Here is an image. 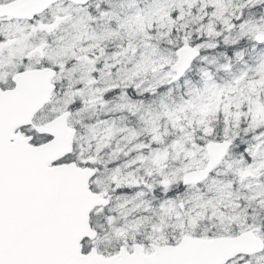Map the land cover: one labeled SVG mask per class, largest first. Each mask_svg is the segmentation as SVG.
<instances>
[{"label": "rangeland", "instance_id": "1", "mask_svg": "<svg viewBox=\"0 0 264 264\" xmlns=\"http://www.w3.org/2000/svg\"><path fill=\"white\" fill-rule=\"evenodd\" d=\"M262 1L253 0V3ZM233 2L143 0L141 6L136 2L131 11L124 9V16L117 23L119 30L108 28L91 34L89 31V35H85L88 26L80 24L77 33L68 34L65 44L52 48L49 58L60 64V79L61 82L66 81L67 86L65 91L61 89L58 93L53 109L58 105L61 106L57 109L69 106L76 96L83 97L87 102L97 100L102 90L93 88L91 82L96 81L103 86L106 84L99 81L105 82L106 78L112 82L109 86L114 88L135 86L137 95L157 86L163 87L157 90L154 101H140L126 92L119 95L118 102L123 107H119L117 102L101 105L104 113L128 109L126 115H133L130 118L138 122L134 132L126 128L128 120L125 118L107 120L94 128H87L86 107L76 119H72L74 124L83 126L77 140L85 149L90 140L87 132L103 143L122 138L130 141L148 135L150 139L158 141V146L152 152L147 151L148 154L142 153L132 158L107 176V180L114 181L116 187L144 186L132 196L119 195L116 202L119 207L129 208L128 213L134 209L153 213L151 217L137 215L116 229V236L109 238V242L116 243L119 239L129 242L137 231L141 232L142 226L147 225L151 226L146 230L147 239L164 244L178 242L185 233L233 235L251 226L261 227L260 223L264 222V215L258 214L252 206L256 204L258 209L264 207V49L255 45L252 62L241 65L232 63L233 57L227 56V60H223L225 55H212L209 52L217 47L214 41L216 35L227 44H231L236 37L232 33ZM205 15L207 18L204 22ZM188 16H193L195 25L189 24ZM219 22L224 26L221 30L217 24ZM246 31H253L256 35L263 33L264 23L248 25L241 33ZM164 35L168 36L164 41L168 45L160 42V36ZM89 41H92L89 48L101 53L108 51L107 41L113 45L127 42L128 47L121 49L117 55L106 54L110 60L121 55L108 62L109 65L102 63L99 66L90 63V59L72 61L76 50L83 51V44H89ZM188 42L203 50V55L182 80L172 81L174 72L171 65L176 62L174 48ZM71 63L79 64L71 66ZM102 71L107 74L104 75ZM145 81H148L147 85ZM99 108L97 103L93 112H99ZM219 114L223 115L229 126L214 135L215 128L211 124ZM241 129L246 134L252 132L255 142L245 146L244 152L236 156V137ZM222 135L233 141V152L227 155L211 178L198 185L183 187L184 174L207 165L206 147L210 141ZM145 146H149L147 141ZM139 149L145 150V147L140 146ZM122 169L128 171L122 172ZM155 170L160 171V182L156 176L158 173L152 172ZM245 171H249L250 176L243 179ZM146 176H150L149 180L158 178L163 192L172 189L180 191L165 194L164 200L159 197L154 199L150 195L151 183ZM205 219H208L207 228H203ZM261 235L264 236V233ZM233 264H264V253L239 257Z\"/></svg>", "mask_w": 264, "mask_h": 264}, {"label": "water", "instance_id": "2", "mask_svg": "<svg viewBox=\"0 0 264 264\" xmlns=\"http://www.w3.org/2000/svg\"><path fill=\"white\" fill-rule=\"evenodd\" d=\"M199 54L190 47L178 51L179 61L173 66L177 78ZM68 115L41 127L53 139L39 147L0 131V264H225L264 248L250 230L214 240L185 236L177 247L155 246V253L148 256L142 248L133 255L122 249L111 258L82 255L79 244L90 236V213L99 203L89 189L90 174L75 163L50 166L73 151L76 130L68 125ZM4 133L10 135L3 138ZM226 149V142L211 144L209 167L186 174L184 184L203 180Z\"/></svg>", "mask_w": 264, "mask_h": 264}, {"label": "flooded vegetation", "instance_id": "3", "mask_svg": "<svg viewBox=\"0 0 264 264\" xmlns=\"http://www.w3.org/2000/svg\"><path fill=\"white\" fill-rule=\"evenodd\" d=\"M14 1L16 0H0V3L8 4ZM109 1L87 0V2L80 4L70 0H58L50 4L42 12L34 13L32 17L18 18L13 16L0 22V90L14 89L17 86L14 75L18 72L28 69H39L48 66L49 63H55L48 60V52L53 47L65 44L68 34L77 33L80 24L88 26L87 20H92L91 22H93L96 16L104 14ZM239 40L244 41L245 39L242 37ZM239 40L236 43H239ZM76 59L85 61L89 59V55L84 50H76L72 61ZM78 64L72 63V66H77ZM106 79L105 82L99 81V83L108 85L102 92L110 93L111 88H113L116 96H118L117 94L121 91L117 90L118 88L109 86V78ZM61 89L62 83L58 82L53 92L52 103L56 101ZM52 103L38 112L33 125L22 126L17 128L16 131H21L25 135H32V141L39 142L40 139L34 134L36 126L47 121L45 116L50 110L49 107ZM51 110L53 109L51 108ZM123 110L125 111V109ZM54 111H57V108ZM38 117H42V120H39ZM92 126H95V122ZM105 146L106 144L99 145L97 149L95 141L90 143L89 154L92 160H89V163L98 170L101 169V162L97 160V151L104 152L105 149L102 151L100 149ZM96 180L97 177L93 179V182L95 183ZM207 235L210 237L209 233Z\"/></svg>", "mask_w": 264, "mask_h": 264}, {"label": "bare ground", "instance_id": "4", "mask_svg": "<svg viewBox=\"0 0 264 264\" xmlns=\"http://www.w3.org/2000/svg\"><path fill=\"white\" fill-rule=\"evenodd\" d=\"M144 110H146V109H144ZM150 115V114H149Z\"/></svg>", "mask_w": 264, "mask_h": 264}]
</instances>
